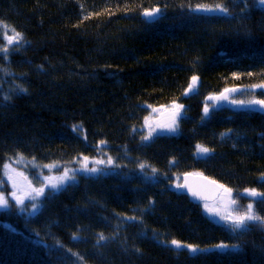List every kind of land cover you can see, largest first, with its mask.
<instances>
[{"label": "trees", "instance_id": "1", "mask_svg": "<svg viewBox=\"0 0 264 264\" xmlns=\"http://www.w3.org/2000/svg\"><path fill=\"white\" fill-rule=\"evenodd\" d=\"M218 4L229 11L197 7ZM154 8L158 17L144 16ZM0 22L26 41L9 45L13 33L0 30V49H8L0 51V173L19 155L65 166L104 148L114 161L45 192L36 214L2 209L0 264H264V225L234 230L175 189L188 172L240 194L264 193V114L227 117L220 108L205 115L203 107L234 85L250 94L264 85V7L255 0H0ZM193 76L199 92L186 97ZM176 102L190 107L179 129L143 139L150 107ZM250 198L264 217V197ZM100 233L108 239L98 241ZM172 240L204 251L177 249ZM222 243L239 247H214Z\"/></svg>", "mask_w": 264, "mask_h": 264}, {"label": "rangeland", "instance_id": "2", "mask_svg": "<svg viewBox=\"0 0 264 264\" xmlns=\"http://www.w3.org/2000/svg\"><path fill=\"white\" fill-rule=\"evenodd\" d=\"M210 10H202L204 11L203 13L207 14V15H219L220 12L224 13L214 7H209ZM160 13H158L157 15H155L154 17H158ZM154 17H151L149 19H153ZM184 18H189L187 16H185ZM186 20V19H185ZM198 84V82H197ZM193 85L192 91L188 92V96L186 97H193L195 95L198 94V86ZM235 86V85H234ZM237 87V86H235ZM242 87V86H241ZM228 89V88H227ZM252 93L250 94L249 92H247L246 90H244V88L242 87V90L237 93V95L231 96V98H229L228 100L225 101H218L216 99H209V97H216L218 94L222 93L224 90H222L221 92L214 94V96H209L207 98L208 101H206V99L203 100V107L205 108V106H208V113L214 112V111H218L220 108H222L221 111H228L227 112V117H231L233 115V113H236L237 111H247V110H256V112L258 111L260 114H264L263 111L258 109V105H249V104H244V105H240V104H235L232 101L235 100H240V101H250V100H264V87H259L257 89V92L255 93L254 89H249ZM254 90V91H253ZM261 91V92H260ZM263 91V92H262ZM211 101V102H210ZM174 105H183V109L179 110L180 111V115L179 116H175V121H176V130L179 129L181 123L183 121L186 120V118L184 116L187 115L188 110L190 107H188V105L184 104V103H172L170 105H163L162 106H154V107H150V110L147 111V115L144 119V124H143V130L145 131V133L147 135H149V133H151L152 135H155L157 133H174L171 131L167 130V125L171 124H166L164 126L160 125L158 123L159 120H161V118H165L168 116L173 115L177 109L174 107ZM218 109V110H217ZM223 113V112H222ZM184 117V118H183ZM224 124V123H222ZM100 155L98 156H82L78 159H76V162L72 165H65V166H60L58 164H38L37 161H35L32 158H28L22 155H19L15 158H12L10 161H8L5 165H7L8 167H2L3 169L1 170L0 176L3 179V190L0 189V195H4L5 197H7L9 199V203L10 205H13L12 207H10L11 209L14 207H17V209H19L18 206H15V201L11 196V193L13 191H15V189L12 186V181L8 179V176L11 175L13 177V179L15 180V182L17 183V185L22 186L25 189L29 188V182H30V186L33 188H40L42 187L44 184L47 183V181H45V177H52V178H56L59 177L63 174L65 169H69V170H76L75 171V178L74 179H70L68 181H65L59 188L62 189L63 187H65V185H68L70 182L73 183V181H76L80 176V174H89V175H93V174H99L102 171H106V167L107 166H112L111 164H98L96 163V161L98 160H104L107 161L108 157H104L105 155L108 154V152L105 151V149L103 148L102 151L99 150ZM84 157H88L89 159L87 161H84ZM82 162L87 164L88 168H99L101 169V171L99 172H87V171H83L82 170ZM4 165V166H5ZM46 165H54L53 167H45ZM22 174V175H20ZM71 174V173H70ZM195 174H202V173H195ZM206 175V174H203ZM207 176V175H206ZM218 181V180H216ZM6 182V186H4V183ZM43 182V183H42ZM220 184H222L220 181H218ZM179 185V183L177 184ZM177 187V186H176ZM223 190L221 191L220 195L215 198L212 201H202V202H197L192 200L194 203H198L201 205L203 211L209 216V218H211V220L220 223V224H226L231 226V224L222 219V215L226 214L228 212H232V213H239V212H243L246 208V206L251 203L250 201V196L248 194H246L245 192H242L241 194L245 197H243L240 192H236L233 188H229L228 186L224 185L223 186ZM176 189V188H175ZM225 189H231V193H228L225 191ZM47 191H53L50 187V185L48 187H45L44 189V193ZM54 192V191H53ZM252 197V196H251ZM42 198L44 197V194L41 195L40 197H38V199L36 201H34L37 204V210L33 211L30 208V203H32V201H25V204L29 206V210H28V215L31 214H36V212L38 211V207H40V202H42ZM255 198V197H254ZM231 200H235L236 203L235 204H230ZM205 205H208V208L211 209H216L218 214H213L211 212H209L206 208ZM254 208V205H253ZM1 210V209H0ZM20 210V209H19ZM254 211L256 212V208H254ZM22 212V211H20ZM24 213H26L24 211Z\"/></svg>", "mask_w": 264, "mask_h": 264}, {"label": "snow or ice", "instance_id": "3", "mask_svg": "<svg viewBox=\"0 0 264 264\" xmlns=\"http://www.w3.org/2000/svg\"><path fill=\"white\" fill-rule=\"evenodd\" d=\"M255 2L261 6L264 7V0H255ZM198 8H203L204 10H210L209 6L206 5H198ZM216 9L227 13L229 10L227 7H224L223 4H218L214 6ZM160 12L159 8H154L152 10H145L144 11V16L145 17H154L155 15H157ZM0 30H2L3 33H6L7 31H11L13 33V35L8 36L7 37V42L9 45L13 44V42H16L17 44L21 41H24V37L23 34L20 32H17L15 30V28L8 26L6 24H3V22H0ZM26 43V41H24ZM7 47L0 49V51H4L5 53L7 52ZM198 80V77L193 76L192 77V84L189 85L187 91H192L193 88L192 86L194 84H196ZM254 87H264V85H255ZM21 91H27V89H23L21 88ZM236 91V89H225V93H230V92H234ZM187 94V92L185 93ZM209 99H227V96H225L224 93H221L220 96L217 97H209ZM235 104H240V105H244V104H249V105H260L262 108H264V100H250V101H240V100H235L232 101ZM174 107L177 109V111L174 113V116H179L180 115V111L181 109H183V105H174ZM208 106L206 105L204 108V113L205 115H207L208 113ZM77 126L73 125L74 130L76 129ZM168 131L174 132L176 130V121L175 119H173V122L169 125L166 126ZM223 135V134H222ZM151 137V133H149L148 136L143 137V139H149ZM101 144L106 143V141H101ZM198 147V151L201 153H209L211 150L207 147H203V146H197ZM89 158L88 157H84V161H87ZM96 163L98 164H113L114 161L112 160L111 157L108 158L107 161L104 160H98L96 161ZM174 163V160H173ZM54 165H46L45 167H53ZM5 168H7L8 166L5 165ZM139 167L141 169H143L145 167L144 164H140ZM82 170L83 171H87V172H99L101 171V169L93 167V168H88L87 164L82 162ZM75 171L76 170H69V169H65L63 174L59 177L56 178H52V177H45V181H47L46 184H44L42 187L40 188H33L30 186V182H29V188L25 189L22 186L17 185V183L15 182V180L13 179V177L11 175L8 176V179L12 181V186L15 189V191H13L11 193L12 198L15 201V206H18L20 211L24 212V211H28L29 210V206L25 204V201H32V203H30V208L35 211L37 210V204L34 202L38 199V197H40L41 195L44 194V189L45 187H48L50 185L51 189L53 191H58L60 186L65 182L68 181L70 179H74L75 178ZM153 171L155 172L156 170L153 169ZM71 173V174H70ZM22 175V174H20ZM2 182V181H0ZM43 183V182H42ZM214 183V182H213ZM178 187H181V185H177ZM226 192L231 193V189H225ZM244 192L246 194H248L249 196L252 197H264V193L261 192H257L255 189H245ZM193 196L198 195V193L196 191L192 192ZM236 201L235 200H231L230 204H235ZM13 205H10L9 203V199L7 197H5L4 195H0V209H8L10 207H12ZM205 208L213 213V214H218L216 209H211L208 208V205H205ZM128 220H135L138 219L137 217H127ZM222 219L228 221L232 228L234 230L236 229H246L249 225V223L251 222H259V224L264 225V217L260 216L259 214H257L254 211L253 208V204L249 203L245 210L243 212H239V213H232V212H228L226 214L222 215ZM6 227H8L9 229H11L12 231H15V229L12 228L11 225H6ZM76 235H73V239H76ZM108 237H106L103 233H100L98 236V241H103V240H107ZM172 245H174L177 249L180 248H184L186 247L187 249H189L192 253H196L198 251H204L203 249H200L199 246L197 245H192V244H183L181 241L179 240H172L170 242ZM216 248H228V247H233V248H238V245H225V244H219L214 246ZM75 255H77L79 257V254L76 253ZM80 260H83V257H79Z\"/></svg>", "mask_w": 264, "mask_h": 264}, {"label": "water", "instance_id": "4", "mask_svg": "<svg viewBox=\"0 0 264 264\" xmlns=\"http://www.w3.org/2000/svg\"><path fill=\"white\" fill-rule=\"evenodd\" d=\"M228 89H236V91L225 93L224 90L222 93H224L225 96H227V99H216V100L218 101L228 100L229 98H231V96L237 95V93H239L242 90V87L234 86ZM220 94H218L216 97L218 98ZM258 109L264 112V108H262L260 105H258ZM173 119H175L174 114L159 120L158 123L164 126L166 124L173 122ZM183 181L184 183L181 185V187L177 186V190L189 195L194 201L197 202L212 201L215 198H217L220 195L221 191L223 190L222 184H219L218 181L209 179V177L203 174L186 173L183 176ZM193 191H196L198 195L193 196L192 194Z\"/></svg>", "mask_w": 264, "mask_h": 264}, {"label": "bare ground", "instance_id": "5", "mask_svg": "<svg viewBox=\"0 0 264 264\" xmlns=\"http://www.w3.org/2000/svg\"><path fill=\"white\" fill-rule=\"evenodd\" d=\"M161 119H163V118H161ZM164 124H166V123H164ZM188 173V172H187ZM186 174V173H185ZM183 176H184V174L182 175V177H181V179H179L180 180V182H179V185H182L183 183H184V181H183ZM207 177H209V179H212V180H215L216 181V179H214V178H212V177H210V176H207ZM219 183V182H218ZM220 184V183H219ZM222 185L224 186V184L222 183ZM224 188V187H223ZM176 189H177V187H176ZM179 193H181V194H184V195H186V196H188L189 198H190V200H193L189 195H187V194H185V193H183V192H181V191H179V190H177ZM2 210V209H1ZM0 210V211H1Z\"/></svg>", "mask_w": 264, "mask_h": 264}]
</instances>
